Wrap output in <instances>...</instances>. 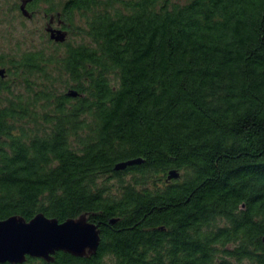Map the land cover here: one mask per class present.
I'll return each instance as SVG.
<instances>
[{
  "label": "trees",
  "instance_id": "trees-1",
  "mask_svg": "<svg viewBox=\"0 0 264 264\" xmlns=\"http://www.w3.org/2000/svg\"><path fill=\"white\" fill-rule=\"evenodd\" d=\"M46 11L80 40L0 54V220L87 214L100 243L0 264H264V0Z\"/></svg>",
  "mask_w": 264,
  "mask_h": 264
},
{
  "label": "water",
  "instance_id": "water-1",
  "mask_svg": "<svg viewBox=\"0 0 264 264\" xmlns=\"http://www.w3.org/2000/svg\"><path fill=\"white\" fill-rule=\"evenodd\" d=\"M30 1L21 0L19 5L21 13L27 17L31 16L26 7ZM52 20L51 16L49 22ZM61 21L58 20L59 24ZM49 22L46 26L49 38L57 43L64 42L67 30L53 28ZM5 74V68L0 67V77ZM67 94L76 96L77 92L69 90ZM142 162L143 159L140 157L131 158L116 163L114 169L123 170L127 166ZM178 177L177 170L168 171V180ZM115 221L116 218L110 219L111 223ZM99 243L100 230L97 224L88 220L87 214L67 218L64 221L47 217L43 213H37L29 220L19 215L0 220V263H23L28 256L49 262L53 260L56 251H64L77 257H88L96 253Z\"/></svg>",
  "mask_w": 264,
  "mask_h": 264
},
{
  "label": "rangeland",
  "instance_id": "rangeland-1",
  "mask_svg": "<svg viewBox=\"0 0 264 264\" xmlns=\"http://www.w3.org/2000/svg\"><path fill=\"white\" fill-rule=\"evenodd\" d=\"M65 0H38L32 9H28L30 17L24 16L19 5L21 0H0V54L3 59L8 62L11 58L17 57L24 51L29 50H43L45 54L55 52L56 43L49 38V33L46 31V26L49 18L52 16L54 21L62 20V18L54 12L46 11L48 8L61 9V5ZM17 7V9H16ZM53 21V20H52ZM49 22L54 24L52 27L56 28V22ZM77 24V22L75 23ZM68 35L66 40L78 42L80 39L78 35H74L73 29L67 27ZM64 41V42H65ZM63 47H58V51H62ZM8 64L1 66L7 68ZM7 73V72H6ZM2 78H8L5 74ZM55 89L60 92L67 90L64 84H55ZM18 88H23V85H18ZM129 179V175L124 176ZM116 180L111 178L110 182ZM105 264H113L110 259L106 260Z\"/></svg>",
  "mask_w": 264,
  "mask_h": 264
},
{
  "label": "flooded vegetation",
  "instance_id": "flooded-vegetation-1",
  "mask_svg": "<svg viewBox=\"0 0 264 264\" xmlns=\"http://www.w3.org/2000/svg\"><path fill=\"white\" fill-rule=\"evenodd\" d=\"M53 23H55L56 22V24H57V22L58 21H54V19H53V21H52ZM52 26L54 25V24H51ZM54 27V26H53ZM67 25L64 23V21H61L60 22V24H59V22H58V24L56 25V28H61V29H63V30H67ZM67 35H68V30H67ZM99 228V227H98ZM100 229V228H99ZM264 243V242H263ZM231 245V244H230ZM177 251V250H176ZM171 252V250H170V252H169V254L170 253H173V254H175L176 256L179 254V255H182V254H184L183 252H181V251H179V252ZM168 254V255H169ZM172 254V255H173ZM230 258H229V260H230V263L231 264H251L252 263V261H251V259L249 258V257H244V258H239V259H237L235 256H233V255H231V256H229ZM165 261L168 263V264H172V262L173 263H175V262H179V261H183V259H182V257H175V256H167L166 257V259H165Z\"/></svg>",
  "mask_w": 264,
  "mask_h": 264
}]
</instances>
